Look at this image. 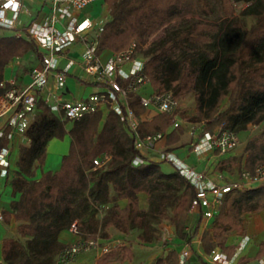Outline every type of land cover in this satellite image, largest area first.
<instances>
[{
	"label": "trees",
	"instance_id": "obj_1",
	"mask_svg": "<svg viewBox=\"0 0 264 264\" xmlns=\"http://www.w3.org/2000/svg\"><path fill=\"white\" fill-rule=\"evenodd\" d=\"M103 1L108 19L99 37L98 53H117L136 42L139 55L145 59L143 71L154 90L171 92L177 98L193 94L196 116L205 120L204 131L212 132L224 124L238 133L248 124L264 121V0H221L224 19L219 20H207L215 15L209 0H195L200 20L167 27L165 35L145 49L146 37L181 15L186 0ZM234 3H247L241 14L256 17L249 29H242L233 15ZM29 54L38 60L41 56L26 37H0V82L10 62ZM2 92L0 88V95ZM128 105L138 117L145 109L138 97L130 99ZM172 123L173 117L156 114L139 122L138 133L140 137L153 136L165 132ZM181 134L182 129L175 128L167 135V143L180 141ZM67 135L69 151L62 156L59 169L42 171L49 141L63 140ZM25 136L29 143L20 147L14 171L10 173V165L7 174L12 195L19 194L10 203L12 214L21 222L18 236L3 241L4 264H56V256L65 246L58 241V234L69 230L75 221L81 238L99 236L102 244L111 243L109 228L128 232L133 225L148 226L152 220L169 223L181 241L190 236L185 227L195 194L193 184L179 171L164 172L161 162L144 161L135 167L132 161L140 155L134 146L135 138L110 108L72 121L67 130L49 107L39 103ZM247 143L241 172H253L264 163V130ZM104 155L108 161L95 166L94 160ZM39 169L41 174L36 178ZM140 193L148 197L147 209L139 206ZM118 199L127 201L125 207L113 204L104 212L102 206ZM98 208H102L101 218ZM261 211L264 185L227 194L210 228L202 234L203 254L219 248L233 255L237 245L227 244L229 234L243 231L246 214ZM9 216L3 213L5 220ZM131 255L129 246L111 245L96 264L121 262L131 259ZM263 255L264 240L256 257ZM246 261L242 259L240 264ZM177 262V250L172 249L157 258L155 264ZM188 264L208 263L202 254L194 252V261L189 259Z\"/></svg>",
	"mask_w": 264,
	"mask_h": 264
},
{
	"label": "built area",
	"instance_id": "obj_2",
	"mask_svg": "<svg viewBox=\"0 0 264 264\" xmlns=\"http://www.w3.org/2000/svg\"><path fill=\"white\" fill-rule=\"evenodd\" d=\"M102 0H45L47 12L41 18H34L29 23L22 20V15L28 14L22 0H0V29L16 31L15 37L24 36L31 40L39 49V62L29 71L30 80L20 85L15 78L3 79L0 88V176H7L10 169V154L14 134L26 137L25 133L37 112V106L42 103L49 107L63 123L79 120L93 112L110 108L125 123L129 133L135 138L134 146L139 153L143 150H155L156 144L163 140V134L140 137L138 133L139 118L129 107L128 101L137 96L139 90L150 79L144 73L145 59L139 55L138 44L130 42L126 49L110 54L102 61L98 53L99 37L103 31L105 19L91 18L81 15V12L91 4ZM236 3H234L235 5ZM82 47L80 65L101 89L83 99L69 100L63 96L62 89L70 68L74 64L69 60L64 67H59V60L64 52L73 44ZM125 64H129L125 68ZM139 101L145 109L158 114L173 117V127H179L176 118L181 103L171 92H153L149 96H140ZM204 122L189 127V135L193 138L194 149L205 143V149H216L225 154L233 151L238 143V135L226 125L220 124L214 131H204ZM26 141L29 140L27 137ZM5 141V145L2 142ZM199 141V142H198ZM160 160L173 165L187 181L193 184L194 197L190 206L191 215H196L198 230L190 226L185 230L190 236L183 241L178 252L177 264H188L193 250V244H201L202 234L210 228L212 220L218 214L225 196L235 190L249 189L255 185H264V163L256 166L253 172L242 171L240 179L232 182L207 180L205 173L197 172L181 162L172 152L159 151ZM107 155L94 160L95 166L107 162ZM144 162L141 155L135 156L132 164L136 167ZM102 217V208L97 209ZM0 211V223L3 222ZM69 231L80 235L77 222L70 225ZM171 241L168 235L162 237V243ZM250 241V237L242 234L237 241V251L229 256L219 248H214L208 254H202L208 264H240L239 252ZM115 243L102 244L99 236L89 239H78L72 244L61 248L56 256V264H72L76 258L86 252L101 255L107 252ZM246 264V263H244ZM264 264V258L258 261Z\"/></svg>",
	"mask_w": 264,
	"mask_h": 264
},
{
	"label": "crops",
	"instance_id": "obj_3",
	"mask_svg": "<svg viewBox=\"0 0 264 264\" xmlns=\"http://www.w3.org/2000/svg\"><path fill=\"white\" fill-rule=\"evenodd\" d=\"M22 5L24 8L28 10V14L22 15V20L25 21V23H29L34 18H41L45 15L47 12V7L45 6V0H22ZM196 5V2H195ZM248 4L247 3H236V7H241V11L246 8ZM236 9V8H235ZM237 10V9H236ZM108 15V9L105 5L104 1H97L90 6L86 7L82 12L81 15H87L91 18H101V14L105 13ZM241 14V13H240ZM233 15L237 18H241L240 15L235 14V10ZM244 15V14H243ZM241 14V16H243ZM245 17H252V19H256L255 16L252 15H244ZM179 16L173 17L171 20L165 22L162 26H160L153 34L146 37L143 49L147 48L150 44L153 42L159 40L165 35L166 28L172 27L171 24L175 23V19L179 18ZM105 18V17H103ZM224 19V17H223ZM240 22V21H239ZM242 29H249L250 25H245L242 22H240ZM245 25V26H244ZM168 28V29H169ZM82 51V47L79 43L73 44L69 49H67L62 58L59 60V67H64L66 63L69 62V60H72L74 64L69 70L65 86L62 89L63 96L66 99L69 100H77V99H83L87 97L88 95L95 93L98 91L96 87L98 85L87 75V78H83L81 76L82 73H84L81 63H80V54ZM101 55L102 61H106L110 54H112L111 50H104L99 52ZM30 60V62L28 61ZM39 62V60L34 58L32 54L26 55L22 57L21 59H15L12 62L8 64L4 71V77L3 79H10L15 78L20 85L27 84L30 80L29 77V71L30 69L36 65ZM129 64H125V68H128ZM86 75V74H85ZM87 88H90V90H87ZM156 92L154 88L152 87L151 82L144 85L136 97L140 96H149L151 93ZM192 97H190V96ZM188 97V101H190V107L191 109L186 113L187 115L192 116L191 119L182 118L179 114H177L176 118L179 120V127L182 129V134L180 136V141L175 142L173 144L167 143V135L174 130L175 128L172 126L173 123L167 128L165 132H163V140H160L156 144L155 150H143L140 155L143 158L144 161H155V162H161V168L162 164L168 163L160 160L159 158V151H168L172 152L181 162L186 164L187 166L193 168V170L197 172H203L205 173L207 180H212L215 182H232L237 181L240 179V174L242 173L240 171V165L244 161V148L246 146L247 141L249 138H251L254 135L259 134L262 130H264V121L259 124H248L246 129L242 131H238V140L239 143L237 147L229 152L222 154L216 149H205V143L203 141H200V146L197 148V150L194 149V142L193 138L189 135V127L191 125H196L200 121L204 122L205 120H200L197 118L196 114V108H195V97L193 94L185 95L181 98ZM190 97V99H189ZM184 100V99H183ZM186 103V102H185ZM226 103V99L223 101V104ZM222 104V105H223ZM181 109V108H180ZM180 111V110H179ZM179 113V112H178ZM156 112L150 110V109H144L143 113L141 114L139 118V122L141 120H150L153 116H155ZM204 128V126H203ZM68 136V135H67ZM26 137L22 138L18 134H14L12 139V146H11V154H10V162H11V169L10 173L12 174V171H14L13 168H15V163L18 157V152L20 147L27 146L28 141L25 139ZM67 138V137H66ZM65 138V139H66ZM58 140V139H52L49 141L47 145L46 150V158L44 161V164L42 166V171H56L59 169L61 165V158L63 155H65L69 150V145H64V141ZM69 141L70 137L68 136ZM199 142V141H198ZM16 154V158L14 155ZM173 169V165L168 163ZM163 170V169H162ZM174 170L164 171L166 173L173 172ZM39 172V171H38ZM37 172V173H38ZM41 174V173H40ZM40 176V175H39ZM9 178L8 176H0V211L2 213H9V219L3 220L0 223V264H4L3 257H2V245L3 241L6 238L16 237L18 236L17 233V226L21 221H16L14 218V215L12 214V210L10 206V203L12 200H15L18 198L19 194L12 195V190L9 184ZM262 185H255L252 188H256ZM114 193L111 191L110 198H113ZM139 206L140 208L147 209L148 208V197L145 193L139 194ZM127 201L125 199H118L116 201L110 202L107 205L102 206L104 212L107 211V209L114 205L119 206L120 208L125 207ZM245 224L243 227L242 234H246L250 237V241L248 242L247 246L239 252V259L238 262L240 263L242 259H246V264H258V261L260 259L264 258V255L260 258L256 257L258 246L259 244L264 240V211H261L259 213H251L246 214L244 216ZM196 215H191L189 218V222L187 226H190L193 231L198 230V222H197ZM197 223V225H196ZM197 226V227H196ZM145 225L143 226H137L133 225L128 232H122L115 228H109L107 230V234L109 237V241L111 243L119 241L123 243L126 246H129L131 248L132 257L131 259H127L121 262H115L113 264H131L133 258L136 256V252L139 250H143V253L140 255V261L139 264H155V261L157 258L165 256L168 251L170 250H177V256L178 252L182 247L184 240H179L174 236L173 233V227L169 225L167 222L157 223V227L154 231H150V234L148 236V239L151 240L152 238L151 234L154 235V233L157 235L156 240H158L155 243L156 248H154L153 244H151V241H148L144 238V229ZM246 230V231H244ZM154 232V233H153ZM241 234V235H242ZM168 235L171 241L168 244L162 243V237ZM235 235V237L231 236L228 237L227 244L235 243L237 244V241L239 237L241 236ZM58 241L63 245L72 244L73 242L77 241L78 239H81L80 235L74 234L71 231L63 230L58 234ZM233 237V238H232ZM232 239V240H231ZM148 241V242H145ZM178 243V247L177 244ZM140 243L142 245H140ZM178 248V249H177ZM136 251V252H135ZM93 252V251H91ZM194 252H197L198 254H203L202 250V243H194L193 244V250L191 252L190 260L194 261ZM90 252L82 253L80 254L74 263L72 264H96V259L100 256L97 253L94 252V254H89ZM139 255V254H137Z\"/></svg>",
	"mask_w": 264,
	"mask_h": 264
},
{
	"label": "rangeland",
	"instance_id": "obj_4",
	"mask_svg": "<svg viewBox=\"0 0 264 264\" xmlns=\"http://www.w3.org/2000/svg\"><path fill=\"white\" fill-rule=\"evenodd\" d=\"M209 4L211 5V7L215 10V15L213 16V17H210L209 19H207V20H219V19H223V17H224V14H223V12H222V5H221V0H209ZM233 6L237 9H235V14H237V15H240V19H239V21L240 22H242L243 24H245V25H250V24H252V23H254L255 21H256V19H252V17L250 18H248V17H245L244 15L243 16H241V7H236L234 4H233ZM101 18H103V17H105L104 19H105V21L108 19V15L106 14V12L105 13H102L101 14V16H100ZM200 18H202L201 17V15H199V13L197 12V7H196V5H195V0H186V6H185V10L183 11V13L180 15V17L179 18H177V20L175 19V23H173V24H171V26L173 25L174 27H180V26H184V24L186 25L187 23H191V22H194V21H197V20H200ZM244 25V26H245ZM15 35H16V31H14V30H6V29H0V37H15ZM22 58V57H21ZM21 58H19V59H21ZM18 59V58H17ZM29 62H30V60H28ZM81 76L83 77V78H87V75H85V73H82L81 74ZM18 82V81H17ZM96 89H98V90H100L101 88L100 87H96ZM87 90H90V88H87ZM188 95V94H187ZM190 96V95H189ZM190 97H192V96H190ZM190 97H189V99H190ZM188 97H184V98H181V97H178V99H179V101H180V103H181V109H180V111H179V115L182 117V118H186V119H191V118H193L192 116H190V115H187L186 116V113L191 109V107H190V101H188V99H187ZM184 99V100H183ZM186 102V103H185ZM71 125H72V122H70V121H67L66 123H65V127H66V129L67 130H69L70 129V127H71ZM68 138V136H65V138ZM64 138V139H65ZM65 139V141H64V145H66V146H68V145H70V141H69V139ZM63 139V140H64ZM63 140H61V141H63ZM14 157L16 158V154L14 155ZM162 168H163V171H169V170H174L168 163H163L162 164ZM39 171V172H38ZM37 172V175H36V178L37 177H39V175H40V173H41V170L39 169ZM244 224H245V219H244ZM157 227V223H155L153 220L151 221V223L148 225V226H146L145 227V229H144V238L146 239V240H148V241H151V244H153L154 246V248H156V246H155V243L154 242H157L158 240H156V237H157V235L154 233V235L153 234H151L152 236V238H150L151 240H149L148 239V236H149V234H150V231L152 232V231H154L155 230V228ZM244 231H246V230H244ZM234 234L237 236V235H241L242 234V231H233L232 233H230L229 234V236L228 237H231V236H233V237H235L234 236ZM232 237V238H233ZM232 240V239H231ZM148 241H145V242H148ZM117 242V241H116ZM113 243H115V242H113ZM178 243L179 242H176V244H177V247L179 246L178 245ZM140 245H142L141 243H140ZM178 249V248H177ZM136 252V251H135ZM143 253V250H139L138 252H136V256L133 258V260H132V263L131 264H139V261H140V255ZM89 254H94V252H90ZM137 254H139V255H137ZM129 264V263H128Z\"/></svg>",
	"mask_w": 264,
	"mask_h": 264
}]
</instances>
